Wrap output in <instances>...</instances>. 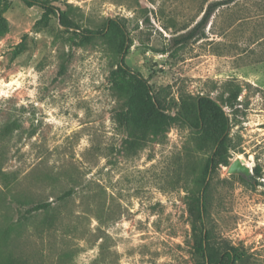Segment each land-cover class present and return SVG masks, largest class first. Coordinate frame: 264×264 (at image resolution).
I'll return each mask as SVG.
<instances>
[{"label":"rangeland","instance_id":"rangeland-1","mask_svg":"<svg viewBox=\"0 0 264 264\" xmlns=\"http://www.w3.org/2000/svg\"><path fill=\"white\" fill-rule=\"evenodd\" d=\"M40 1L0 0V264H264V0L185 43L228 0Z\"/></svg>","mask_w":264,"mask_h":264},{"label":"trees","instance_id":"trees-1","mask_svg":"<svg viewBox=\"0 0 264 264\" xmlns=\"http://www.w3.org/2000/svg\"><path fill=\"white\" fill-rule=\"evenodd\" d=\"M24 1L29 5H35V4L41 5L45 9L46 14H49L54 10L53 6L48 5L46 2H42L40 0H24ZM230 1H233V0H228L227 2L216 1V2L211 3L208 6V8L205 10V13H204L202 19L199 22H197V24L189 32H187L186 34H183L180 38H178L177 42L178 43H185V42L189 41L190 39L194 38L197 35L199 28L204 26L209 21L211 15L215 11V9L217 7H219L220 5H223V4L228 3ZM228 163L229 162H226V164H228ZM202 245H203V250L206 253L207 252V246L203 243H202ZM226 253H227L226 254L227 256H229V257L232 256L231 252L227 251ZM205 255H207V254H205ZM207 257L209 259L211 258L210 255Z\"/></svg>","mask_w":264,"mask_h":264},{"label":"water","instance_id":"water-1","mask_svg":"<svg viewBox=\"0 0 264 264\" xmlns=\"http://www.w3.org/2000/svg\"><path fill=\"white\" fill-rule=\"evenodd\" d=\"M228 173L230 174H242L247 179L251 181H255V176L253 170L249 164H247L244 160L237 158L235 159L228 168Z\"/></svg>","mask_w":264,"mask_h":264}]
</instances>
